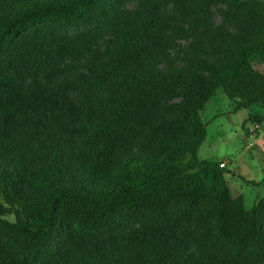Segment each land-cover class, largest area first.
Here are the masks:
<instances>
[{
    "label": "trees",
    "instance_id": "16d2710c",
    "mask_svg": "<svg viewBox=\"0 0 264 264\" xmlns=\"http://www.w3.org/2000/svg\"><path fill=\"white\" fill-rule=\"evenodd\" d=\"M257 64L264 0H0V264H264V197L198 157Z\"/></svg>",
    "mask_w": 264,
    "mask_h": 264
},
{
    "label": "rangeland",
    "instance_id": "374dc122",
    "mask_svg": "<svg viewBox=\"0 0 264 264\" xmlns=\"http://www.w3.org/2000/svg\"><path fill=\"white\" fill-rule=\"evenodd\" d=\"M232 108V102L219 88L215 96L206 104L205 110L201 112L202 120L206 123L207 135L198 151V157L203 160L227 161V170L232 172L226 175L231 194L241 195L245 208L249 209L257 198L264 196V186H251L240 178L255 182L264 180V153L253 145L254 140L260 138L261 147H263L264 137L243 136L240 122L252 111V114H261L263 108L255 105L248 110L242 109L237 115L232 116V122H229L227 112ZM234 172H237L239 176L231 178ZM5 218L13 220L12 216L7 215Z\"/></svg>",
    "mask_w": 264,
    "mask_h": 264
},
{
    "label": "crops",
    "instance_id": "0c3cea01",
    "mask_svg": "<svg viewBox=\"0 0 264 264\" xmlns=\"http://www.w3.org/2000/svg\"><path fill=\"white\" fill-rule=\"evenodd\" d=\"M257 67H258V69L259 70H262V67H264V65H261V64H257ZM215 96V95H214ZM213 96V97H214ZM212 98V97H211ZM210 98V99H211ZM210 99H209V101H210ZM208 101V102H209ZM254 107V106H253ZM205 110V109H204ZM203 110V111H204ZM245 110H248V109H245ZM202 111V112H203ZM263 111H264V109H263ZM261 112V114H254V115H257V116H264V112ZM240 111H238V112H236V113H233L232 112V109H230V111H228L227 112V119H228V121L229 122H232V116H235V115H237L238 113H239ZM253 112V111H252ZM252 112L250 113V114H252ZM248 116H249V114L247 115V117L245 118V119H243L241 122H240V126H241V129H242V131H243V136H245V137H254V136H251L249 133H248V130L249 129H251V126H252V124L253 123H247V124H245V121H246V119L248 118ZM216 117V116H215ZM214 117V118H215ZM205 123V122H204ZM205 125H206V123H205ZM260 125V128H259V130L261 131V129H262V131L261 132H259V130H258V132H257V135H255V137H264V122H262L261 124H259ZM254 137V138H255ZM254 148H256V149H258V150H260L262 153H264V146L263 147H261V140H260V138H256L255 140H254ZM264 144V143H263ZM220 162H222L226 167H227V161H220ZM228 174L230 175V174H232V172L231 171H229L228 172ZM239 175H238V173L237 172H234V174L232 175V177L231 178H235V177H238ZM249 181V180H248ZM260 182V181H259ZM230 188V187H229ZM230 191H231V189H230ZM264 197V196H263ZM259 198H261V197H259ZM259 198H257V199H259Z\"/></svg>",
    "mask_w": 264,
    "mask_h": 264
},
{
    "label": "built area",
    "instance_id": "2783aa9c",
    "mask_svg": "<svg viewBox=\"0 0 264 264\" xmlns=\"http://www.w3.org/2000/svg\"><path fill=\"white\" fill-rule=\"evenodd\" d=\"M259 128H260V125L259 124H257V123L253 124L251 126V129L249 130V134L251 136L257 135V132H258Z\"/></svg>",
    "mask_w": 264,
    "mask_h": 264
}]
</instances>
